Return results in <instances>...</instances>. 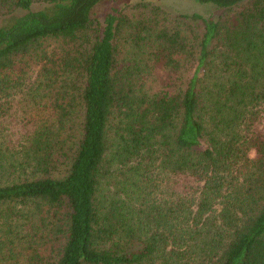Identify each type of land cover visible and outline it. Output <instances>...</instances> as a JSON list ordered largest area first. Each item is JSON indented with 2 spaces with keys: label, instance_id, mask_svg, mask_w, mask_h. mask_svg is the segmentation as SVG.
Instances as JSON below:
<instances>
[{
  "label": "trees",
  "instance_id": "16d2710c",
  "mask_svg": "<svg viewBox=\"0 0 264 264\" xmlns=\"http://www.w3.org/2000/svg\"><path fill=\"white\" fill-rule=\"evenodd\" d=\"M103 1L0 0V264H264V0Z\"/></svg>",
  "mask_w": 264,
  "mask_h": 264
},
{
  "label": "rangeland",
  "instance_id": "374dc122",
  "mask_svg": "<svg viewBox=\"0 0 264 264\" xmlns=\"http://www.w3.org/2000/svg\"><path fill=\"white\" fill-rule=\"evenodd\" d=\"M133 1L137 2V0H133ZM116 4H118L119 8H121V5L119 4H123V3L118 2L114 4L113 2H110L108 0L101 2L94 9V19L103 21L105 17L107 16V14L111 11L112 6ZM155 4H160V6L166 12L167 14L166 17H167L169 26H171V24H173V26H176L177 24H176L175 18H178L179 16H191L193 14L206 15V14L216 11L210 6L200 5L193 0H162ZM139 13L140 12L138 10H134L133 8H130L129 10L126 11V15L130 16L131 18H134L135 20L140 19V16L151 14L150 11H148L147 13L146 12L142 13V14H139ZM215 13L217 14L218 11H216ZM190 24H192V22L188 20L187 24H181V28L188 29ZM49 50L52 52H58L59 44L58 43L56 44L55 42L49 43ZM127 54H128V50L124 46L121 49L120 53L118 54V59L124 60ZM25 64L26 66L25 68H23V70L27 71L25 72L27 83L28 85H31L32 83L34 84L40 72V66L36 65L33 61H28V60L27 62H25ZM150 66L154 68L153 76L151 78L152 84L158 87L165 86L166 82H168L169 79H171L172 73L170 72V68L163 64H157L156 66L153 63H151ZM8 100H9L8 102H9L10 108L12 109V112H15V110L17 109L16 106L18 105L17 99L9 98ZM17 125L18 124L15 121L13 122V125L9 126V128L12 131L13 130L16 131L15 138L19 139L21 134L24 133L25 129L22 128V125H19V126ZM258 128L264 131V118L260 119V125L258 126ZM251 155L254 156V153L252 152ZM171 186L174 192L183 193L186 191V189L190 190L192 188H196L197 184H195L191 178L179 177V178H173L171 182ZM111 188L113 189V185L111 186Z\"/></svg>",
  "mask_w": 264,
  "mask_h": 264
}]
</instances>
